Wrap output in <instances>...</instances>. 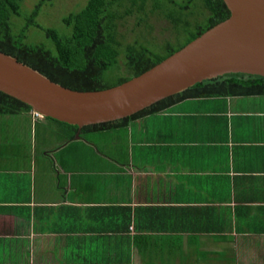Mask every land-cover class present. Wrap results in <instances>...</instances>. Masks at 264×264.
<instances>
[{
    "label": "crops",
    "instance_id": "0c3cea01",
    "mask_svg": "<svg viewBox=\"0 0 264 264\" xmlns=\"http://www.w3.org/2000/svg\"><path fill=\"white\" fill-rule=\"evenodd\" d=\"M56 127L0 116V264H264V96Z\"/></svg>",
    "mask_w": 264,
    "mask_h": 264
},
{
    "label": "trees",
    "instance_id": "16d2710c",
    "mask_svg": "<svg viewBox=\"0 0 264 264\" xmlns=\"http://www.w3.org/2000/svg\"><path fill=\"white\" fill-rule=\"evenodd\" d=\"M147 1L87 0L80 11L63 19L66 30L60 32L44 28L37 22L42 8L52 0H38L17 31H14L16 25L12 23V19L20 16L23 0H0V52L65 88L80 92L102 91L143 74L230 17L223 0H184L176 13L169 12L167 15L175 26L182 25L188 33L183 45L173 47L170 42H166L164 55L157 54L148 45L138 42L122 46L117 31L118 22L123 17L120 9L126 7L124 15L130 14L135 8L140 13L144 11ZM168 2L173 5L176 3L175 0ZM159 3L156 0L155 7H161ZM199 3L205 12L201 22L184 19L185 15L187 17L192 14V9L199 6ZM31 28L42 31L50 45L28 44L26 41ZM253 96H264V78L242 74L227 75L199 83L130 117L113 122L79 129L51 118L44 119L57 126L52 134L57 135L63 144L73 141L77 133L85 141L87 135L98 137L115 132L134 119L161 113L187 99ZM31 111L28 105L0 92V116H16ZM95 146L99 147V143Z\"/></svg>",
    "mask_w": 264,
    "mask_h": 264
},
{
    "label": "water",
    "instance_id": "95a60500",
    "mask_svg": "<svg viewBox=\"0 0 264 264\" xmlns=\"http://www.w3.org/2000/svg\"><path fill=\"white\" fill-rule=\"evenodd\" d=\"M230 17L143 74L91 92L65 88L0 52V92L42 118L77 126L130 117L168 97L227 75L264 78V0H223ZM81 139L77 133L75 140Z\"/></svg>",
    "mask_w": 264,
    "mask_h": 264
},
{
    "label": "rangeland",
    "instance_id": "374dc122",
    "mask_svg": "<svg viewBox=\"0 0 264 264\" xmlns=\"http://www.w3.org/2000/svg\"><path fill=\"white\" fill-rule=\"evenodd\" d=\"M155 1L148 0L144 11L140 13L136 12L135 8L130 14L124 15L126 7L120 9L123 17L118 22L117 31L118 39L122 46L138 42L148 45L155 50V53L164 55V44L166 42H170L173 47H178L187 41L188 33L183 26H175L167 17L169 12L176 13L184 0H175L176 3L174 5L169 4L168 0H159L161 7H155ZM37 2L38 0H23L20 16L12 19V23L16 25L14 31H17L24 24L25 18L30 14ZM86 3L87 0H52L50 4L42 8L40 15L37 17V22L44 28H53L63 32L66 30L63 25V19L71 13L80 11ZM198 5L192 9V14L187 17L185 15L184 19L190 22H201L205 12L200 3ZM26 42L28 44L50 45L44 33L36 28L29 30ZM87 136L97 142L103 140V138L100 139L95 135ZM106 141L104 140V142ZM106 145L107 148H111L109 143ZM106 151H108L109 156L112 155L110 149Z\"/></svg>",
    "mask_w": 264,
    "mask_h": 264
},
{
    "label": "built area",
    "instance_id": "2783aa9c",
    "mask_svg": "<svg viewBox=\"0 0 264 264\" xmlns=\"http://www.w3.org/2000/svg\"><path fill=\"white\" fill-rule=\"evenodd\" d=\"M32 115H33L34 117H37V118H41V119H43L42 116H40V115L37 114L36 112H32Z\"/></svg>",
    "mask_w": 264,
    "mask_h": 264
}]
</instances>
